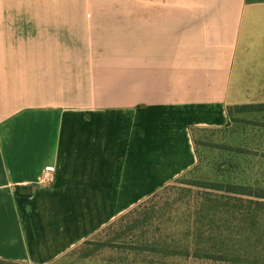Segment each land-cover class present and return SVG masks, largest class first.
I'll return each mask as SVG.
<instances>
[{"label": "crops", "instance_id": "1", "mask_svg": "<svg viewBox=\"0 0 264 264\" xmlns=\"http://www.w3.org/2000/svg\"><path fill=\"white\" fill-rule=\"evenodd\" d=\"M255 84L264 0H0V264H55L190 170Z\"/></svg>", "mask_w": 264, "mask_h": 264}, {"label": "rangeland", "instance_id": "2", "mask_svg": "<svg viewBox=\"0 0 264 264\" xmlns=\"http://www.w3.org/2000/svg\"><path fill=\"white\" fill-rule=\"evenodd\" d=\"M248 95L229 107L226 125L192 130L197 161L190 170L55 264H230L194 258L185 251L177 254L175 247L193 238L187 223L194 220L197 203L211 185L264 187V84L253 85ZM160 239L167 247L156 251Z\"/></svg>", "mask_w": 264, "mask_h": 264}, {"label": "trees", "instance_id": "3", "mask_svg": "<svg viewBox=\"0 0 264 264\" xmlns=\"http://www.w3.org/2000/svg\"><path fill=\"white\" fill-rule=\"evenodd\" d=\"M209 188L197 203L194 220L187 223L194 236L175 247L177 254L185 251L204 260L264 264V187L218 183ZM164 243L155 241L156 251H163Z\"/></svg>", "mask_w": 264, "mask_h": 264}, {"label": "built area", "instance_id": "4", "mask_svg": "<svg viewBox=\"0 0 264 264\" xmlns=\"http://www.w3.org/2000/svg\"><path fill=\"white\" fill-rule=\"evenodd\" d=\"M54 174H55V167H47L44 173V179H43L44 182L46 183L52 182L54 178Z\"/></svg>", "mask_w": 264, "mask_h": 264}]
</instances>
